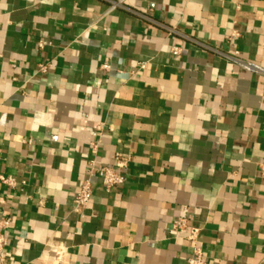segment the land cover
I'll return each mask as SVG.
<instances>
[{
    "label": "crops",
    "instance_id": "0c3cea01",
    "mask_svg": "<svg viewBox=\"0 0 264 264\" xmlns=\"http://www.w3.org/2000/svg\"><path fill=\"white\" fill-rule=\"evenodd\" d=\"M262 162L264 0H0V264H264Z\"/></svg>",
    "mask_w": 264,
    "mask_h": 264
},
{
    "label": "built area",
    "instance_id": "2783aa9c",
    "mask_svg": "<svg viewBox=\"0 0 264 264\" xmlns=\"http://www.w3.org/2000/svg\"><path fill=\"white\" fill-rule=\"evenodd\" d=\"M115 3L114 5H116ZM174 52H178V48H174ZM104 68L108 69L109 66L105 64L103 66ZM121 162L118 161L117 165H120ZM262 175L264 176V162L260 164ZM100 177L103 180L104 187L107 190H110L117 184L121 183L123 181V177L116 171V169L113 166H102L98 170ZM0 180L8 185H14V179L10 176H5L3 174H0ZM93 194V190L91 187L90 182H86L83 184L81 190L76 196V202L78 207L85 206L89 200L91 199ZM0 202H4V198L0 196ZM10 218H1L0 219V258H4V249L5 244L7 241V237L4 233V229L6 225L10 223ZM172 229L176 234H180L183 232H187V238L190 240L195 241L198 236L199 229L196 227H190L188 218L184 216H180L176 218L173 222ZM187 264H208L202 249L199 247H196L193 251V254L190 258H188Z\"/></svg>",
    "mask_w": 264,
    "mask_h": 264
}]
</instances>
